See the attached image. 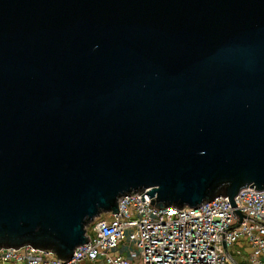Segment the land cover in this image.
I'll list each match as a JSON object with an SVG mask.
<instances>
[{"label": "water", "instance_id": "95a60500", "mask_svg": "<svg viewBox=\"0 0 264 264\" xmlns=\"http://www.w3.org/2000/svg\"><path fill=\"white\" fill-rule=\"evenodd\" d=\"M264 190V0H0V249L68 260L156 210ZM142 195L141 201H145Z\"/></svg>", "mask_w": 264, "mask_h": 264}, {"label": "built area", "instance_id": "2783aa9c", "mask_svg": "<svg viewBox=\"0 0 264 264\" xmlns=\"http://www.w3.org/2000/svg\"><path fill=\"white\" fill-rule=\"evenodd\" d=\"M146 192L118 200V214H103L87 228L89 241L64 261L25 246L0 249V264H264V190L245 188L195 209L156 210ZM144 198V202L141 198ZM238 246L236 261L230 248Z\"/></svg>", "mask_w": 264, "mask_h": 264}, {"label": "rangeland", "instance_id": "374dc122", "mask_svg": "<svg viewBox=\"0 0 264 264\" xmlns=\"http://www.w3.org/2000/svg\"><path fill=\"white\" fill-rule=\"evenodd\" d=\"M237 250L241 251V248L238 246L231 247L230 248V254L238 262V261H240V256L236 254Z\"/></svg>", "mask_w": 264, "mask_h": 264}]
</instances>
